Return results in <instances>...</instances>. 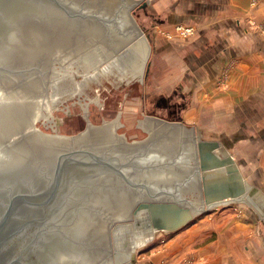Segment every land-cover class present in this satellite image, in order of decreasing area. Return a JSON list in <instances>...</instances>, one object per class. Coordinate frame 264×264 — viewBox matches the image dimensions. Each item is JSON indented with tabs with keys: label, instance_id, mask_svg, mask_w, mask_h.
Segmentation results:
<instances>
[{
	"label": "water",
	"instance_id": "95a60500",
	"mask_svg": "<svg viewBox=\"0 0 264 264\" xmlns=\"http://www.w3.org/2000/svg\"><path fill=\"white\" fill-rule=\"evenodd\" d=\"M141 1L0 0V106L15 100L17 109L15 128L2 132L0 123V264H135L129 241L112 258L107 227L114 219L133 213L154 237L226 201L248 199L229 149L194 135L183 117L168 122L146 110L140 128L148 140L129 143L115 134L126 146L113 144L111 134L69 144L111 123L88 124L76 137L34 135L42 134L35 124L45 117L43 98L50 108L52 65L99 43L115 54L124 49L122 58L136 54L139 41L151 74L153 45L130 15L147 7Z\"/></svg>",
	"mask_w": 264,
	"mask_h": 264
},
{
	"label": "crops",
	"instance_id": "0c3cea01",
	"mask_svg": "<svg viewBox=\"0 0 264 264\" xmlns=\"http://www.w3.org/2000/svg\"><path fill=\"white\" fill-rule=\"evenodd\" d=\"M140 3L155 20L144 30L161 92L179 88L194 96L181 124L229 149L249 195L214 206L165 239L149 264H264V0ZM176 26L194 34L179 36Z\"/></svg>",
	"mask_w": 264,
	"mask_h": 264
},
{
	"label": "rangeland",
	"instance_id": "374dc122",
	"mask_svg": "<svg viewBox=\"0 0 264 264\" xmlns=\"http://www.w3.org/2000/svg\"><path fill=\"white\" fill-rule=\"evenodd\" d=\"M143 11L144 10L139 9V6H135L130 11V15L133 17L142 33L146 31L144 30V28L151 29V24L155 21L150 16L144 14ZM143 45L141 42L136 41V45L134 46L136 54L129 53L127 56L119 58L117 54H122L124 49L115 54L103 44L99 43L63 66L59 64L52 65L48 82L49 102L50 108L52 109L49 108L46 98H43L41 110L44 113L45 117L43 119H40L35 124V128L42 134H38V132L34 129V135L76 137L86 131L88 124L99 127L103 126L105 123H111L103 129L104 132L99 134H104L107 130H110L113 135V144L122 142L121 139H114L115 134L120 137L123 136L126 141L131 143L135 141L139 142L148 140L146 128H140V121L146 120V110L148 112L150 110V114L162 115V120L164 121L177 122V119L169 118L166 111L155 109V101L161 96L169 97L174 92L181 91V93L187 97L188 106H190L194 96L191 94H187V92H183V90L179 88L168 89L167 93H162L161 86L163 84L160 85V83L164 80H162L161 78L162 74H159L160 71L157 72L154 68L152 69L151 74L147 75L148 61L146 60V63L144 61V58L146 59V45ZM107 59L108 61L114 59L115 62L117 61L116 65L119 67H124L123 64L125 65L126 61V65H129V68L132 67L131 70H133V67L139 64H141L142 66V62H144L145 66L144 70L142 68L143 66H140L137 78L134 80L133 78H131L132 81L127 80L120 82L119 80L115 79L117 77L101 78V80L95 82V84L94 82L87 81L85 82L87 85L84 84L82 87L83 93H81V96L80 94L70 96V94L72 93L71 90L74 88V86L79 82H83V76L86 75V72L87 75H91V72H89V66L91 65L94 68L96 67V69H98L97 66L100 65L99 68H102L106 65L105 63L108 62H106ZM155 59L157 62V58ZM149 60L152 62V64L154 63L153 55ZM155 66L157 67L159 66V64L154 63V67ZM157 69L158 67L156 68V70ZM142 70L144 72H142ZM97 71L98 70H96V72ZM76 72L78 73V75L76 74ZM130 76H132V74ZM72 78L75 79V81ZM56 94L60 95H58L57 97ZM14 109H16L15 100H12L0 106V123L4 126V128H2V132H6L7 130L16 127L17 123H12V119L10 116L12 115L11 111ZM14 111H17V109ZM153 111L155 112L153 113ZM3 113L4 115H6V117L4 116V118L2 116ZM91 134H97V132L90 131L87 134V137L84 139V143L70 142L69 144L75 146H86L87 138ZM203 135L208 136V132L204 131ZM211 136L215 137L213 135ZM209 211L210 210H206L203 213L196 215L189 224L182 227L178 231H160L154 237H152L154 234L153 233L151 236L152 239H149V241L145 240L144 243H141L136 247L135 264H149L152 251L158 253L157 249H159V244L163 243L165 239L173 236L176 232H179L182 229H185L187 226H190L192 223L199 220L200 217L207 215ZM211 211L213 210L211 209ZM131 215L133 216L132 220L129 219L125 222H118V224L114 227H112L111 223L112 228L110 226L107 227V232L112 246L113 260L114 250L123 247L122 245L124 240L129 241V246L136 245V242L131 243V239H133L132 237H136L138 232L142 231L138 227V216H134L133 213H131ZM124 216L129 215L128 213H126L118 219H122ZM128 228H130L131 230H129L132 232H128L125 235L123 231L125 232V230ZM148 237L151 238L149 235Z\"/></svg>",
	"mask_w": 264,
	"mask_h": 264
},
{
	"label": "bare ground",
	"instance_id": "6f19581e",
	"mask_svg": "<svg viewBox=\"0 0 264 264\" xmlns=\"http://www.w3.org/2000/svg\"><path fill=\"white\" fill-rule=\"evenodd\" d=\"M83 56V55H82ZM117 56H119L118 54H117ZM120 57V56H119ZM112 58V57H111ZM110 58V59H111ZM121 58V57H120ZM105 59V58H104ZM109 59V58H108ZM108 59L106 60V62L108 61ZM118 59V58H117ZM84 61V60H83ZM95 62V61H94ZM117 62V61H116ZM116 62L114 61V59L113 60H109L107 63H105L106 65L105 66H103L102 68H99V66H97L98 67V69H96V67L94 68L93 66H89L90 68V70H89V72H91V75H87V72H86V75H84L83 76V78H84V80H83V82L82 83H77V82H75V83H77L75 86H74V88L71 90V94H70V96H74L75 94H80V96H81V93H83V85L84 84H86L85 82H94V84H95V82H98L99 80H101V78H110V77H117V78H115L116 80H119L120 82H123V81H132V79L131 78H133V80L134 79H136L137 78V76H138V74H139V69H140V66H141V64H139V65H137V66H135V67H133V70H131L132 69V67L131 68H129V65L127 66L126 65V61H125V65L123 64V66L124 67H119V66H117L116 65ZM83 63V62H82ZM87 63V62H86ZM93 64H96V63H93ZM99 64V63H98ZM96 66V65H95ZM143 66V67H142ZM142 68H143V70H144V62H142ZM86 68V67H85ZM137 68V69H136ZM96 70H98L97 72H96ZM127 70V71H126ZM142 70V72H144ZM64 71V70H63ZM66 71V70H65ZM68 72V71H67ZM53 73V72H52ZM73 73V72H72ZM85 73V72H84ZM65 74H66V72H65ZM70 74V73H69ZM76 74L78 75V73L76 72ZM89 74V73H88ZM132 74V76H130ZM74 76V75H73ZM82 76V75H81ZM143 76V75H142ZM64 77V76H63ZM66 77V76H65ZM73 79V78H72ZM74 81H75V79H73ZM73 81V82H74ZM87 85V84H86ZM85 87V86H84ZM88 87V86H87ZM54 89H56V88H54ZM56 92V91H55ZM63 92V91H62ZM57 93V92H56ZM55 94V93H54ZM66 94V93H65ZM67 94H68V92H67ZM66 94V95H67ZM57 95V97H58V95H60V94H56ZM55 96V95H54ZM63 97V96H62ZM54 98V97H53ZM60 98V97H59ZM58 98V99H59ZM96 99V98H95ZM56 100V99H55ZM52 101V100H51ZM59 102V101H58ZM52 109V108H51ZM2 110V109H1ZM14 110H16V109H14ZM14 110H12L11 112H12V115H15V112H17V111H14ZM14 111V112H13ZM8 114V113H7ZM10 114V113H9ZM49 114V113H48ZM12 115H10L11 116V119H12ZM3 118H4V116L6 117V115H4V113H3ZM9 116V117H10ZM8 117V116H7ZM2 118V119H3ZM1 119V120H2ZM3 121V120H2ZM97 132V134H99V133H102V132H104L103 131V129L102 130H100V131H96ZM104 134H111L112 135V133H111V131L110 130H107ZM87 137V135L84 137V139ZM84 139L82 140V141H84ZM124 217H126V216H124ZM127 228V227H126ZM130 229V228H129ZM131 230V229H130ZM129 230V231H130ZM152 234L153 233H149V236L151 237L152 236ZM137 237H132V238H135V241H136V245H134L135 246V248L138 246V245H140L141 243H144L145 242V240H149V239H152V238H149L148 236H146V234H145V231H141V232H138L137 233V235H136Z\"/></svg>",
	"mask_w": 264,
	"mask_h": 264
},
{
	"label": "flooded vegetation",
	"instance_id": "af4514ba",
	"mask_svg": "<svg viewBox=\"0 0 264 264\" xmlns=\"http://www.w3.org/2000/svg\"><path fill=\"white\" fill-rule=\"evenodd\" d=\"M140 10H143V8H139ZM188 102H187V97L184 96L181 91H176L174 92L171 96L169 97H164L161 96L159 98H157V100L155 101V109H159V110H164L167 112V115L169 118L171 119H179L182 118V112L185 111L188 108ZM150 112V110H149ZM155 111H153L154 113ZM118 136V135H117ZM122 140V139H121ZM123 145H125L124 141L122 140L121 142ZM196 173V166L194 167V170L192 171V176H194ZM117 179V178H116ZM119 185L118 183H116V186ZM176 186H180V184H177ZM116 220V219H114ZM132 220V219H131ZM118 223H116L115 221L112 222V227H114L115 225H117ZM138 225H141V223L139 222ZM111 227V228H112ZM117 227V226H116ZM117 229V228H116ZM130 232L129 228L125 230V232L123 231V233L126 235V233ZM117 243V242H116ZM120 244V243H119ZM123 247H125V240L123 242ZM118 248V247H117ZM115 252V250H114ZM115 259V256H114Z\"/></svg>",
	"mask_w": 264,
	"mask_h": 264
},
{
	"label": "built area",
	"instance_id": "2783aa9c",
	"mask_svg": "<svg viewBox=\"0 0 264 264\" xmlns=\"http://www.w3.org/2000/svg\"><path fill=\"white\" fill-rule=\"evenodd\" d=\"M264 32V30L262 31ZM175 34H178L182 37H189L194 34V30L191 27H184V26H176ZM171 36V34L168 33Z\"/></svg>",
	"mask_w": 264,
	"mask_h": 264
}]
</instances>
